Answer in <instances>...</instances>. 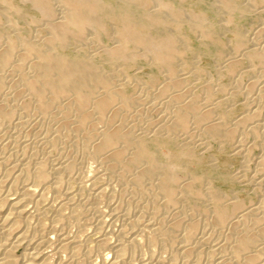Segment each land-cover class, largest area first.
<instances>
[{
  "label": "bare ground",
  "instance_id": "bare-ground-1",
  "mask_svg": "<svg viewBox=\"0 0 264 264\" xmlns=\"http://www.w3.org/2000/svg\"><path fill=\"white\" fill-rule=\"evenodd\" d=\"M21 1L39 17L33 19L38 26L32 37L6 33L0 26V264H264V152L258 164L260 170L254 175L263 202L244 208L234 200L228 207L222 194L209 185L196 188L193 182L182 181L174 164L164 162L158 155L164 141L142 136L133 125L136 120H147L149 124L150 110L162 104L165 109L153 122L152 133L182 137L184 154L189 157L194 156L193 147L206 144L203 136V140L195 137L220 139L232 143L234 151L247 161L252 146L244 143L246 131L264 148V40L256 42L264 28L253 35L251 48L243 47L244 35L239 34L231 46L233 56H226L228 52L219 41L209 49L224 59L222 66L236 77V85L231 87L234 93L240 92L238 87L243 86H239V80L248 73L239 72L241 59L247 57L261 66L258 78L251 80L244 92L241 90L248 97V114L228 127L226 112L214 114L222 101H198L195 91L189 95L193 94L194 99H184L185 77L178 69L186 60L183 61L179 22L183 18L186 21L187 11L177 7L178 2L175 6L170 0ZM237 1L219 0L218 8L228 14L247 9ZM250 1L253 0H246ZM12 2L0 0V11L22 18V8ZM258 10L264 17V7ZM191 21V29L209 40L215 39V30L202 15ZM109 32L113 44L102 45L101 59L110 66L122 67L137 57L150 56L152 63L166 72L165 85L154 93L166 97L163 103L158 104L157 97V104L154 100V105L147 107L144 97L128 94L125 85L116 82L118 70H105L94 61L95 55L77 52L94 48L90 37ZM71 45L77 47L67 55L65 51ZM22 61L28 62L23 65ZM32 112H38L40 117L25 118ZM94 119L104 123L103 127L93 129ZM129 119L133 120L130 124ZM50 120L58 123L56 127L49 126L55 128L53 133L30 141L29 133L47 132L45 125ZM245 123L246 130L240 133ZM24 128L29 130L23 136ZM147 128L140 129L148 133ZM59 142L62 146L69 143L71 152L66 162L58 161L49 167L44 157L37 158L41 148L46 146L52 151ZM87 157L94 159L101 173L110 175L119 187V191L112 184L97 188L95 195L97 200L104 199V209L96 205L97 200L93 201L95 206L92 200L72 204L75 197L68 192L73 176L85 166ZM80 176L79 172L77 178ZM201 181L204 183L201 179L198 183ZM65 187L63 200L56 204L58 198H54ZM48 193L53 194V200ZM191 197L205 200L212 208L186 207ZM83 206L101 233L96 246H89L69 228H81L83 222L77 212ZM48 213L53 214L49 224L45 220Z\"/></svg>",
  "mask_w": 264,
  "mask_h": 264
},
{
  "label": "rangeland",
  "instance_id": "rangeland-1",
  "mask_svg": "<svg viewBox=\"0 0 264 264\" xmlns=\"http://www.w3.org/2000/svg\"><path fill=\"white\" fill-rule=\"evenodd\" d=\"M12 1H13L12 2L13 5L18 6L20 9L22 8L24 15L22 18H18L14 15L8 14L7 11H5L3 13L0 11V26L3 25L2 27L5 29L6 33H10L12 35H14V33H17V34H20V35H23L26 37H28V36L32 37L34 34H36V30H37L36 26H38L37 25L38 22L35 23V20H33V19H36L37 17H39V13L32 10L28 4L23 3V1H21V0H12ZM105 1L115 3V1L118 2L119 0H105ZM125 1H128V0H125ZM170 1L172 4L174 3L173 5H175V6H176L175 2H178L177 7H180L182 10L184 8V10H183L184 13L187 11L185 13V20L186 21H184V18H183L179 22V25H180L179 36L183 42V43L181 42V45H183V44L186 45L185 47H184V45L181 46L182 47L181 50H183L182 51L183 52V61H185V60L186 61L183 64L184 66L182 65L178 69L179 70L178 72H180V74L183 73L184 74L183 76L185 77L184 86L186 88L183 86H182L183 89H182V87L180 88V90L182 89L183 92L185 90V93H186L185 98L184 97L183 98L186 100L187 97H190L189 95H191V93H193L195 91L194 97L197 100L199 99L198 101H202V100L208 101L209 99H211V101L213 100L214 102H221L222 101L223 105L219 109H217L214 114L219 116V113H220V115H222V112H226L228 114L227 126L228 127L232 126L236 121L241 120V118H243L244 115L248 114V107L246 105V102L248 101V97H247V94H243V92L247 88L246 86H249L253 80H256L258 78V76H259L258 71L260 70L261 66H260V64H257L255 62H253V63H252V61L250 62V60L247 57H243V59H241V64L239 65L240 68H242L243 70L239 69L240 70L239 72L247 71L248 73L243 74V77L240 78V80H239V86L240 85H241L240 87L243 86L242 88L238 87L240 92L234 93L233 90L231 89V87L232 88L235 87L236 82L234 80L236 77H234V75L229 74L226 71L225 67H223L224 66L223 65L224 59L220 60L215 54H212L214 52H211L210 50L215 47L216 41H219L224 45L225 50L228 52V53H226V56H228V57L233 56L234 53L232 51L231 46L233 45L234 41L237 39L236 37H238L239 34L244 35L245 43H244L243 47L245 49L251 48L254 44V37L255 36H253V35L256 34L261 28H264L263 27L264 25L262 26V24L264 22V17L259 14V10H258L261 7H264V0L250 1L251 4L253 2L254 6H252L250 4V2L247 3L246 0H238L237 2L240 4L242 2L244 5L247 6V9L243 10V12L237 11V13L234 12L232 14H228L227 12L225 13L224 11L219 9V8H221L220 7L221 4L219 3V0H185V2H183V3L180 2L179 0L178 1L170 0ZM180 3H182L183 5ZM183 6H185V7H183ZM218 6H219V8H218ZM4 13H6V14H4ZM194 13H196V14H194ZM188 14L191 15L192 17L199 15V14L202 15L204 17V19L207 20V23L209 25H211L212 29L215 30V34H216L215 39L209 40L205 36H203L201 32H199L195 29L194 30L191 29L190 24L192 23V21H191L192 17L190 16L191 17L190 19L187 18V17H189ZM10 19L13 23L11 21H9ZM181 28H183V29H181ZM110 34L111 33L109 32V33L101 34L99 36L90 35V36H92L90 38L94 39V42L92 44V46L94 48H92V49L94 50L95 53L93 52V50L91 48L90 49L92 51L90 49H80L77 52H79L80 55H86L87 54L90 57H92V54L95 55L94 61L98 65L101 64L105 68V70H113V72H116L118 70L116 72V75H118L120 78H122L123 81L116 75H115L116 76L115 80H116V82L118 81V82L122 83L123 85H125V87L127 88L126 90L127 91L129 90L128 94L130 93L131 95H133V94L136 95L137 93H139L137 95L142 96V98L144 97L143 100H145L144 102H145V105L147 107H150V105L152 104V101H154V100L155 101L153 103L156 105L157 104L156 100H158L157 99L158 96L155 95L154 93H156L160 88H162L165 85L164 84L165 76H166L165 75L166 74L165 69L162 70V69L157 68L155 66V64L152 63V59L150 56L148 58H140V57L138 58L137 57L129 65H123L122 66L123 68L121 66L119 67V65H117V66L111 65L110 66L107 62H104L101 59V58H104V55L101 54L102 53L101 50H102L103 46L113 44V41L110 38L111 37ZM262 34H263V36H262ZM199 35L200 36L202 35L203 37L202 36L199 37ZM263 38H264V31H263V33L262 32L259 33L258 37L256 38V42L262 43L264 40ZM95 39H99V40H95ZM94 43H96L95 46H94ZM205 44H207V45H205ZM80 45H82V44H80ZM97 45L101 46V47H97ZM188 45L190 46V48H188L189 47ZM76 47H77V45L76 46L75 45L69 46V49H67L65 51V53L67 55L72 54L74 52V50L76 49ZM97 51H98V53H97ZM96 53H97V55H96ZM189 55H190V57H189ZM27 62L22 61L21 64L25 65V64H27ZM147 62L149 63L148 65H147ZM137 63H138V65H137ZM251 63H252V65H251ZM131 64H133V66ZM219 64H220V66H219ZM181 67H183L184 69L182 70ZM115 68H116V70H115ZM119 69H121V70L119 71ZM122 73H124V74H122ZM126 76L127 77L131 76L133 78H131V77L126 78ZM162 77H164V78H162ZM118 78L120 80H117ZM132 81L134 82V84ZM131 84H133V86ZM233 84H234V86H233ZM161 85H163V86H161ZM188 87H189V89H187ZM157 88H158V90H157ZM220 89H224L225 91L222 92ZM256 89L257 88H255L254 91H256ZM155 90H157V91L155 92ZM141 91H145V93L144 92L140 93ZM230 91L232 93H234V95H231ZM197 94L199 96V97L197 96L198 98L196 97ZM226 95L229 96L230 99H227ZM194 97L192 94V97L188 98L187 100H189L191 98L194 99ZM158 98H159L158 104H160V103H163V101H165L164 98H166V97H164V98L161 97L162 99L160 97H158ZM226 99H227V101H226ZM154 104H152V105H154ZM158 106H160L159 107L160 109L158 108ZM223 107H224V109H223ZM164 109L165 108H163V105L160 104V105H157L156 108H153L152 110H150V112H149L150 114H148V116H150L149 117L150 118L149 124L146 122L147 120L146 121L145 120L134 121L133 125H136V126H134V130L137 128L136 132L141 133L142 136L147 137L148 139H151V137L153 139L159 137L164 141V144L162 145V147L158 151V155L160 156V158L162 160H164V162L166 160L170 164H172V165L174 164L173 166L177 168L178 172H180V176L182 175L180 177V178H182V181L193 182L196 188H199L200 186L202 187L203 185H204L203 187H206L209 185L208 187H210L214 191L216 190L218 193H220V195L222 194L221 196L223 197L224 201H226L225 203L228 207L231 206V204L234 202V200L235 201L237 200V202H239L241 204V206L244 208L249 206V205H253V204L258 205V204H261L263 202L261 191H259L258 187L255 185L256 179L254 178V175H256L258 173V171L260 170V166L258 164L261 163V156L264 152V148H261L258 143H255V141L257 142V140L254 139V136L249 134L247 131L245 132V134H247V135L244 134L245 135L244 136V143L248 144L249 146L250 145L252 146L250 153H249V158L247 161L240 154H237L234 151L232 143H230V142L225 143L220 139H214V140L211 138L209 139V138H206L208 136H204V135H199L198 137H195V139L196 140L198 138L202 139V136H203L204 140L203 139L202 140L204 142L206 141L205 146L198 145L196 147H193L192 153L195 152L194 156H192L193 155L192 154L189 157V156L184 154V146L182 147L183 144H181V143H183L182 137H177V138L172 137L171 138L168 135H166V136L165 135H156L155 132L152 133L153 122L159 120L160 115H162V113L160 115H158V114L160 112H163ZM31 114H33V115L35 114V117ZM30 115L29 116L25 115V118H31V117H32L31 119L38 118L39 113L38 112H36V113L32 112V113H30ZM39 117H40V115H39ZM94 120H93V123L91 122L94 126L93 129L94 128L98 129V128H96L97 125L98 126L102 125L101 128L103 127L104 123L101 124V121L98 120V122H100V123H98V122H96V119H94ZM129 120H128L129 124L131 122H133L132 119H131L132 121L131 120L129 121ZM146 123H147V125H146ZM57 124L58 123L55 122V120H53V121L50 120L49 124L45 125L47 127V129L44 126L47 132H45V130H43L44 133L42 131H40V132L38 131L36 133L30 132L29 133L30 135L28 134L31 137L30 141H33L32 137L34 139V137L37 136V139L36 138L35 139L40 140V139H42V137L43 138L45 137V133L46 134H48V133L52 134L53 131L55 130L54 127H56ZM144 124L146 125V127ZM49 126H54V127L52 128ZM243 127H244V129H243ZM245 127H247L246 123L244 126H242L240 133L243 132V130L244 131L246 130ZM140 128H143V129L147 128L148 133L144 132ZM24 129H22V132H21V135H23V136L29 130L27 128H24ZM48 129H49V132H48ZM62 131L64 133H66L67 129H65V130L63 129ZM9 133L11 134L13 132H9ZM33 133H35V134H33ZM207 141L211 145H209V143H207ZM177 142H178V144H177ZM251 142H253V143H251ZM59 144H60V142L56 144L55 148H54V146H51L52 148H54L52 151H51V148L44 146L43 149L42 148L40 149L43 151H39L37 158L41 159L44 157V159L47 160V166H49V167H53V163L54 164L58 163V161L61 163L66 162V160H68L67 156L69 158V155L71 152L70 146L68 145L69 143H67V144L65 143L66 145L63 144V146H62V143L60 145ZM65 147H67V148H65ZM193 150H195V151H193ZM44 151H45V153H44ZM48 151L50 152L49 155L47 154ZM42 152H43V154H42ZM65 157H66V159H65ZM85 160L83 161V163L85 162L84 163L85 166H82L79 171L77 170L78 173L80 172L81 179L77 178L78 173L75 174V176H73V179L71 180L72 183L68 187V192L70 193V195L72 194L71 197L72 196H73V198L75 197V200L72 204H74L75 201L78 204H83L89 200L90 201L92 200V202L96 201L97 196L95 194H96V190L98 187H100V188L105 187V186L109 187L112 184V185H114L115 189L119 188L117 186V183H115L114 180L111 179L110 175H108V174L105 175V174L101 173V169H100L98 163L94 159H92V158L90 159L87 157V158H85ZM83 163H81V164L84 165ZM178 169H180V170H178ZM88 172H89V174H87ZM191 177L194 179H191ZM94 179L95 180L97 179L96 180L97 182H95ZM199 179L203 180V182L205 184L202 183V181H201V183L200 182L198 183ZM92 180L95 183L94 182L92 183L91 182ZM82 181L85 183H83ZM94 184H96V185L94 186ZM117 190L119 191V189H117ZM65 191L67 192L66 187L63 188V190H61L60 193L57 194L56 198H54V199L58 198V200L55 201L56 204L60 203L63 200L64 194H66ZM47 197L49 199L53 200V194L48 193ZM59 198H61V199H59ZM83 199L86 201H84ZM79 201H80V203H79ZM97 201L98 202H96V203H98V204H96V205H98V207L102 206L101 208L104 209V206H105L104 205V203H105L104 199H100V200L98 199ZM203 201H205V200H201V199L198 200L194 197H191L190 199H188L187 203H185V204L187 205L186 207H188V208H189V206H192L193 208H197L199 210L200 209L203 210L202 208H207V209L212 208L211 206H209L208 202L205 201L203 203ZM231 201H233V202H231ZM93 204H94V202H93ZM94 206H95V204H94ZM263 207H264V205H263ZM85 208L86 207L83 206V208L77 212L79 215V219H81V221L83 222L81 228L78 227L77 225H73V226L71 225L72 227H69V228H70L71 233L73 232L72 233L73 235H75V234L79 235V237H81L82 240H84V242L87 240L88 241L87 244H89V246H96L101 233L100 232L98 233V231H97L98 229L96 228V225H95L96 224V221H94L95 219L93 218V219L89 220V218L91 217L89 215L90 212L85 211ZM69 211L71 212L72 210L70 209ZM69 211L65 210L64 212L69 214L70 213ZM52 215H53L52 213L47 214L46 219H45L46 223H48V224L51 223ZM85 224L86 225L88 224V225L86 226ZM77 227H78V229H77ZM17 254L21 255V251H19Z\"/></svg>",
  "mask_w": 264,
  "mask_h": 264
}]
</instances>
